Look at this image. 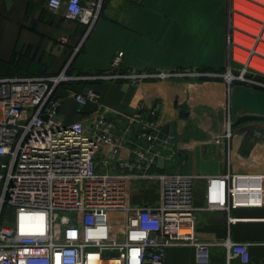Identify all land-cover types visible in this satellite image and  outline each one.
<instances>
[{
	"label": "built area",
	"instance_id": "2783aa9c",
	"mask_svg": "<svg viewBox=\"0 0 264 264\" xmlns=\"http://www.w3.org/2000/svg\"><path fill=\"white\" fill-rule=\"evenodd\" d=\"M101 6L102 0L47 2L51 12L65 7L68 18L89 29ZM233 52L224 77L229 84L247 80L246 68L233 75L231 58L241 55ZM124 54L117 51L109 70L85 78L191 74L123 70ZM68 79L65 70L0 76V264H164L172 246H192L195 264H213L216 243L196 234L199 212L223 210L230 222L243 219L231 211L264 206V173L230 168L207 175L205 204L197 206V174L158 169V160L174 149V135L163 131L156 107L139 103L132 112L103 107L101 94L88 86L74 92V100L81 106L95 102L101 109L89 123H67L56 89ZM232 128L229 119L224 138H231ZM150 187L158 189L156 201H133L135 188ZM223 244L226 264H264V257L253 259L249 242L228 237Z\"/></svg>",
	"mask_w": 264,
	"mask_h": 264
},
{
	"label": "crops",
	"instance_id": "0c3cea01",
	"mask_svg": "<svg viewBox=\"0 0 264 264\" xmlns=\"http://www.w3.org/2000/svg\"><path fill=\"white\" fill-rule=\"evenodd\" d=\"M47 2L0 0V76L57 75L65 70L69 79L56 94L67 123L79 119L89 123L101 109L95 102L81 106L74 100V92L88 86L101 94L103 107L127 112L139 103L156 107L163 125L175 122L177 126L174 149L158 160V169L197 174V206L205 204L207 175L230 168L264 173V121L234 125L245 114L264 115V89L240 81L229 84L221 76L230 58L229 0H102L90 29L68 18L65 7L51 12ZM119 50L125 51L123 70L191 74L144 80L85 78L109 70ZM229 119L233 128L227 139L223 129ZM135 189L137 204L159 197L155 187ZM231 215L243 219L230 222L223 210L198 214V239L216 243L213 264H226L223 242L228 237L249 242L253 259L263 258L264 234L253 231L250 223H264V206L233 209ZM195 259L194 247L172 246L164 264H195Z\"/></svg>",
	"mask_w": 264,
	"mask_h": 264
},
{
	"label": "bare ground",
	"instance_id": "6f19581e",
	"mask_svg": "<svg viewBox=\"0 0 264 264\" xmlns=\"http://www.w3.org/2000/svg\"><path fill=\"white\" fill-rule=\"evenodd\" d=\"M241 1L245 5L237 3L236 8L245 15H238L241 20L238 21L237 26L242 30L239 31L241 39L239 38L238 41L248 48L241 50L245 55L242 59L246 61L250 57L251 65L264 71V0ZM247 38L250 42L244 41Z\"/></svg>",
	"mask_w": 264,
	"mask_h": 264
},
{
	"label": "rangeland",
	"instance_id": "374dc122",
	"mask_svg": "<svg viewBox=\"0 0 264 264\" xmlns=\"http://www.w3.org/2000/svg\"><path fill=\"white\" fill-rule=\"evenodd\" d=\"M237 3H241V4L245 5L243 3V1H241V0H229L227 43H228V47H229V57L230 56L232 57V54L234 53L233 52L234 49H235V53L236 52L237 53L238 52L241 53V55L239 53L237 54L239 57H237V55H236L237 59H234V58L232 59L231 58L230 64L232 65V70L231 71H232L233 75L239 76L240 75V70L242 68H246V71H245V74H244V78H246L247 80L237 79V80H234V81H240L242 83H245V84H248V85H255L257 87H260V88L264 89V71L258 69L257 67H254L252 65L248 66L247 63L251 64V62H250L251 58L250 57L248 59H246V61H244L242 59V57L245 56L244 53L241 51V50L244 49V48H242L244 45H242V43H240L238 41L239 38L241 39V35H240L239 31H242V30L237 25H238V21L241 20V18H239L238 15L239 14L245 15V14L241 10L236 8ZM229 37H231L232 43H229ZM233 40H235V42ZM244 41L250 42L249 38L244 39ZM234 45L237 46V47L234 48ZM244 47H245V49L247 48L246 46H244ZM229 60H230V58H229ZM257 63H260V62L257 61ZM227 65H228V63L226 64V66H225V68H224V70H223V72L221 74L222 77H225V74L227 72V69H226ZM214 76H216V75H214ZM11 219H12V217H11ZM250 225H251V228L253 229V231H255L257 233H263L264 234V223L251 222Z\"/></svg>",
	"mask_w": 264,
	"mask_h": 264
},
{
	"label": "water",
	"instance_id": "95a60500",
	"mask_svg": "<svg viewBox=\"0 0 264 264\" xmlns=\"http://www.w3.org/2000/svg\"><path fill=\"white\" fill-rule=\"evenodd\" d=\"M47 118V116H44ZM252 120H263L264 121V115H258V114H245L238 118V120L234 123V125L240 124L245 121H252ZM163 131L170 133L171 135L177 134V126L175 122L167 123L163 126Z\"/></svg>",
	"mask_w": 264,
	"mask_h": 264
}]
</instances>
